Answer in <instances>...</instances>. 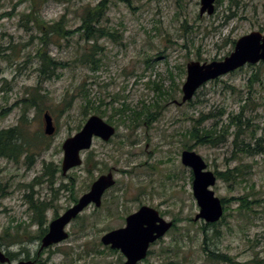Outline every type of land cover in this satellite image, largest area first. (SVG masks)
<instances>
[{"label": "rangeland", "instance_id": "374dc122", "mask_svg": "<svg viewBox=\"0 0 264 264\" xmlns=\"http://www.w3.org/2000/svg\"><path fill=\"white\" fill-rule=\"evenodd\" d=\"M87 1L91 0H82ZM36 3L46 22L64 14L67 29L79 24L80 2ZM199 8L200 0H115L104 24L116 30V40L97 38V68L76 59L91 41L77 32L59 39L51 35L48 54L66 65L58 71L59 77L39 81L36 52L41 33L23 17L31 11V3L0 0V14L5 13L0 16V48L10 58L0 57V129L17 125L25 113L27 120L21 125L37 144L28 148V157H0L4 187L0 243L4 252L13 253L9 263L0 264L26 259L35 264H122L120 251L102 244L100 237L124 226L125 216L142 204L173 222L137 264H232L207 260L204 241L234 262L264 264V217L258 209L262 205L260 201L253 205L259 211L256 216L237 209L235 199L247 195L249 200H264V61L206 82L186 103L174 102L180 101L188 61L222 59L241 35L253 30L264 33V0H215L211 14L200 15ZM152 82L160 83L172 96L157 97ZM37 91L46 95L40 103L46 109L41 113L33 107L24 110L23 99ZM64 97L70 99L69 106L63 105ZM156 101L159 107L151 106L146 122L143 115L130 118L132 110ZM122 104L130 110L114 113ZM45 111L55 125L50 135L43 132ZM92 114L113 125L116 132L108 141L94 138L92 147L81 152V165L62 175L61 144ZM235 116L238 125L231 122ZM190 128L195 134L192 139L186 132ZM204 129L212 132L204 134ZM38 132L42 138L36 137ZM187 146L204 159L207 169L230 170L228 180L216 177L210 186L224 200V217L214 225L194 220L199 207L192 194V173L180 161ZM108 170L115 184L102 195L100 206L89 204L66 225V239L41 248L45 232L38 235L42 228L47 231L53 215L72 205L71 197L78 199ZM59 183L68 189L55 191ZM28 196L49 204L41 224L32 220ZM15 232L19 241L7 244V235Z\"/></svg>", "mask_w": 264, "mask_h": 264}, {"label": "water", "instance_id": "95a60500", "mask_svg": "<svg viewBox=\"0 0 264 264\" xmlns=\"http://www.w3.org/2000/svg\"><path fill=\"white\" fill-rule=\"evenodd\" d=\"M214 1L200 0L199 14H211L214 10ZM259 61H264V33L253 30L241 35L235 41L233 50L222 59L209 62L188 61L185 66V79L181 85L180 101L174 100V102L182 104L190 101L197 89L206 82L246 64H255ZM42 118L44 134H53L55 125L50 113L45 111ZM114 134L115 127L102 117L96 114L89 116L82 127L75 134L66 137L61 144L62 174L81 165V152L92 146L94 137L108 141ZM180 159L192 173V194L199 207L194 220L202 219L206 223L217 222L223 215V204L210 188L216 180L214 172L206 168V162L194 150H182ZM114 183L111 170L98 175L75 203L49 222L47 231L40 239V247H47L66 239L68 237L66 225L89 204L100 206L102 195ZM171 225L172 221L165 220L154 207L142 205L125 217L124 226L107 231L100 237V241L120 251L124 256L122 264H136L146 257L150 244L162 237ZM9 261L8 255L0 246V262L9 263ZM16 264H35V261L19 260Z\"/></svg>", "mask_w": 264, "mask_h": 264}, {"label": "trees", "instance_id": "16d2710c", "mask_svg": "<svg viewBox=\"0 0 264 264\" xmlns=\"http://www.w3.org/2000/svg\"><path fill=\"white\" fill-rule=\"evenodd\" d=\"M31 3V11L23 14V17L27 20H30L33 25L37 27V30L41 33V36L39 37V47L37 48L36 55L39 58V81L42 78L49 79L51 77H59L60 73L58 72L60 69H62L66 63L62 62L61 60H58L55 57H52L48 54V49L47 45L49 44V39L51 35H54L56 39L60 38H65L67 35H70V33H75L77 32L81 38H85L88 41H91V44L88 48V50L84 49V51L79 55L78 58H76L78 61L81 63H92L93 69H96V63L100 61L98 58V50L100 49V46L97 44V38L102 37V36H107L109 38L115 39V33L116 30L111 27V26H106L104 24V19L106 18L107 11L110 7V3H114L115 0H91L87 2H82V0H56L58 2H80L78 6V19H79V24L73 28V29H67L65 26L64 22V14H61L58 19L50 22L44 21L39 14L36 0H29ZM121 1H126L130 2V0H121ZM35 6V8H34ZM5 14V13H4ZM4 14H0V16H4ZM116 40V39H115ZM235 42V41H234ZM233 42V43H234ZM3 48H0V57L2 56L4 59L6 58L9 60V56L5 55V53H1L3 51ZM10 61V60H9ZM148 61V60H146ZM95 64V65H94ZM151 88L156 92L157 97H164L166 98V95H169V97L172 96V94L169 91H165L162 89V86L160 83H151ZM37 94H33L31 96H28L23 99L25 108L33 107L36 109V112L41 113L43 110L46 108H43L41 105L43 102V99L46 97V95H43L40 92H36ZM64 97V106H69L70 105V99L67 100ZM84 98L89 102L87 94L84 95ZM117 99L116 97H113V102H115ZM112 102V103H113ZM41 103V104H40ZM124 107L119 108L114 111V113L117 112L118 115H123L127 110H130V108L126 107L125 104H122ZM87 106V104H85ZM101 106V105H100ZM151 106L155 107L157 109L159 107V103L156 101L155 103L151 105H144L141 110H132L133 114L131 115L130 118L132 120L136 119L140 115H143L142 120L144 122L145 119L148 118V115H150V108ZM93 108V107H92ZM238 117L235 116V121L232 120L231 122L237 124ZM27 118L25 116V113H23L20 117L19 123L17 125H14L9 128L5 129H0V157H5L7 159H16L21 156L22 154H26L27 157L30 155L28 154V148L33 149L37 144L35 142H32V140L29 138V135L27 133L26 127H23L21 125L22 122H26ZM239 121V120H238ZM188 133V136L192 139L195 137L194 132L192 131V128L188 129L186 131ZM210 131L209 129H204V134H208ZM204 136V135H203ZM35 136H33L34 138ZM36 137L42 138L43 134L38 132L36 134ZM36 137L34 139H36ZM206 137V135H205ZM204 137V138H205ZM187 148H190V146H187ZM30 151V149H29ZM32 154V152H31ZM90 157V156H88ZM46 168L49 172V166L46 165ZM230 170L228 169L227 171H219L216 170L214 173L216 174V177L222 178L225 180H228V174ZM51 180L50 182H53V171H51ZM4 193V187L0 184V196H2ZM28 202V208L33 211L32 215V220L41 224L44 220V211L48 207V203L43 200H35L28 196L26 198ZM77 197H73L72 201H76ZM223 203V199H221ZM256 201L253 199L251 202L249 200L245 199L242 200L241 202V207L245 210H251L247 209L248 205L251 203H255ZM224 217L222 215L221 219ZM220 219V221H221ZM214 225V223L212 224ZM46 232V228H42L40 235H38V238L43 235V233ZM18 235L17 232H15L14 235H7L8 239H6L7 244H12L15 243L16 241H19V238H16ZM206 238V235H205ZM1 245V243H0ZM203 250L206 254L207 260L211 261H217L219 262H224V263H232V264H247L246 262H234L232 260V257L229 256L228 254L224 252H219L215 251L212 249H209L206 246V241L203 242ZM6 254L11 258L13 253L10 251L6 252ZM27 258V257H26Z\"/></svg>", "mask_w": 264, "mask_h": 264}, {"label": "flooded vegetation", "instance_id": "af4514ba", "mask_svg": "<svg viewBox=\"0 0 264 264\" xmlns=\"http://www.w3.org/2000/svg\"><path fill=\"white\" fill-rule=\"evenodd\" d=\"M185 149H191V148H187V147H186ZM62 175H65V174H62ZM60 182H61V181H60ZM66 188H67L66 185H64V184H62V183H59L58 186H57V188H55V191H59V190H61V191H64V190H65V191H66ZM67 189H68V188H67ZM245 197H246V200H249V199L247 198V197H248L247 195H245V196H238V197H236L235 199H236L237 202H238L237 209H242L243 211H246V212H247V210H245V209H243V208L241 207V202H242L243 199H245ZM72 198H73V197H71V199H72ZM254 200H255L257 203L260 201L259 204L262 205V208L259 207L258 209L261 210V212L263 213L262 216L264 217V200H262V199H260V200H259V199H254ZM75 202H76V201H72V203H75ZM249 202H251V200H249ZM256 202H255V203H256ZM255 203H251L250 205H248V208H247V209H251V210H248V212L256 213V216H257V214L259 213V211H258V209H255V210H254L255 207H253V205H255ZM142 205H146V204H142ZM142 205H140V206H142ZM140 206H139V207H140ZM68 207H69V206H68ZM68 207H67V208H68ZM139 207H138L136 210H138ZM67 208H66V209H67ZM66 209H65V210H66ZM65 210H64V211H65ZM136 210H135V211H136ZM64 211H63V212H64ZM135 211H133V212H135ZM131 213H132V212H131ZM60 214H61V213H60ZM60 214H55V215H53V218H52V219H54L55 217H57V216L60 215ZM129 214H130V213H129ZM127 215H128V214H127ZM159 215L161 216L160 213H159ZM125 217H126V216H125ZM52 219H51V220H52ZM51 220H50V221H51ZM172 222H173V220H172ZM173 224H174V223H173ZM156 241H157V240H156ZM154 242H155V241H154ZM154 242H153V243H154ZM151 244H152V243H151ZM151 244H150V245H151ZM149 248H150V247H149ZM123 258H124V257H123ZM137 263H138V262H137ZM137 263H136V264H137Z\"/></svg>", "mask_w": 264, "mask_h": 264}]
</instances>
